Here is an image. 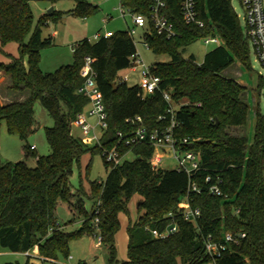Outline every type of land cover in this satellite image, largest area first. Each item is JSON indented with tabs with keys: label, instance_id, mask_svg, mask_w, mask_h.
<instances>
[{
	"label": "trees",
	"instance_id": "1",
	"mask_svg": "<svg viewBox=\"0 0 264 264\" xmlns=\"http://www.w3.org/2000/svg\"><path fill=\"white\" fill-rule=\"evenodd\" d=\"M35 1L0 0V48L12 42L19 55L7 64L0 63V72L8 78L9 90L27 93L21 102L0 104V123H5L10 135L25 140L34 124L33 105L39 102L53 120L51 128H44L50 153L34 157V168L27 167L24 161L0 162V250L30 254L36 248L42 261L66 258L71 241L83 234L94 237L92 220L98 201L100 245L108 246L109 264H264V92L263 113L257 106L248 145L246 137L227 132L228 128L245 127L248 104L245 88L223 72L234 61L251 70L249 46L230 0H196L202 28L183 23L178 0H165L163 15L176 35L166 39L150 27L144 36L153 54L168 56L167 62L150 67V73L159 79V90L146 98L141 97L138 86L116 82V74L127 68L136 52L126 31L95 42H77L71 64L43 73L39 51L53 46V38H43L40 26L47 21L56 23L60 14H44L32 29L30 4ZM119 1L123 8L143 16L148 15L151 5V0ZM96 11L97 7L88 0H73L72 10L65 14L85 18ZM206 36L217 37L220 45L207 52L200 64L192 56L182 57L186 46ZM85 58L92 60L93 79L106 114L107 128L101 145H114L115 133L131 130L134 125L126 119L135 116L149 131L164 129L167 123L157 117L166 109L161 93L167 92L175 108L176 137L196 140L184 147L199 155V170L192 178L175 169L153 170L149 160L154 149L142 143L119 148L121 154L129 151L132 160H123L115 167L104 162L109 167L108 174L102 182H90L88 194L82 189L71 192L68 179L73 165L84 154H100L96 146L88 148L71 135L76 116L88 107L87 98L77 92L84 81L81 71ZM263 84L258 76V96ZM23 150L24 158L33 156L30 147ZM206 177L209 183H204ZM217 180L221 196L207 190ZM188 182H194L200 193L188 194ZM134 196L140 198V204L136 221L127 225V260L118 262L114 249L118 216L127 213ZM186 196L189 207L199 211L195 224L180 216ZM82 197L93 201L88 215ZM59 204L82 215L78 230L67 232L56 223ZM168 214L174 216L176 232L164 239L152 238L148 229L162 232L171 223ZM225 233L244 237L228 245L218 258L209 259L205 239L222 242ZM25 264H29L28 260Z\"/></svg>",
	"mask_w": 264,
	"mask_h": 264
},
{
	"label": "rangeland",
	"instance_id": "2",
	"mask_svg": "<svg viewBox=\"0 0 264 264\" xmlns=\"http://www.w3.org/2000/svg\"><path fill=\"white\" fill-rule=\"evenodd\" d=\"M92 5L97 7L96 13L89 17H77L73 15L65 16L67 12L73 8L71 0H37L30 4L32 13V29L35 27L38 19L46 14L49 10L60 14V19L56 23L47 21L40 26L42 37L47 35L53 36V46L44 48L39 51V68L43 73H53L59 67L69 65L72 62V51L74 45L87 39L93 42L95 35L102 36L105 32H121L126 31L127 27L131 26V21L128 14L125 12L124 17L120 15L119 0H90ZM231 7L234 13L238 16L240 26L242 27L243 11L239 6L238 0H230ZM264 3V0H263ZM65 14V15H64ZM103 20H108L104 22ZM143 32L136 29L133 36V43L136 54L142 61L145 67H152L154 64L165 63L168 61L166 55H155L144 46L142 39ZM215 45H204L202 40H197L186 46L181 55L183 58L192 56L196 64L202 62L203 56L211 51ZM16 45L12 42L6 43L0 48V63L7 64L11 59H18ZM23 62L26 58L23 57ZM249 64L251 70L248 71L242 67L237 61L227 68L223 75L236 80L245 88V101L248 104V117L245 127L228 128L227 132L232 136H244L247 139L248 145L251 143L253 130V114L258 106V109L263 113V99L261 94L257 95L255 90L258 76L264 81V68L259 65L255 54L249 48ZM141 68H136L133 72L129 68L123 69L116 74V81L119 78L127 76V86H138L140 82ZM3 75V74H2ZM7 79V78H6ZM4 83L0 82L1 92L7 85V80ZM65 111V108L63 107ZM33 120L34 124L32 131L27 135L25 140H21L15 135H10L7 132L4 122L0 123V162L1 163H17L24 161L27 167H35V158L45 157L49 155L50 149L47 145L44 136V128H51L53 120L48 113L43 109L39 102L33 105ZM88 122H93L89 119ZM98 133V132H97ZM71 135L74 138L80 139L85 146L93 148L94 142L91 134L81 132L74 124L71 127ZM196 141V140H194ZM23 147H34L33 156L24 158ZM133 159L131 153L126 157V161ZM176 164L171 159V153L165 149L162 163L159 165L161 170H174ZM88 167V168H87ZM109 171V167L105 165L100 154H84L78 164H74L71 174L68 179L69 187L72 193L82 189L87 192L90 182H102L105 180ZM88 194V192L86 193ZM84 202V212L88 215L92 209L93 201L82 197ZM140 198L134 196L127 206V213H120L118 216L119 226L115 234V260L125 262L127 260V225L136 221L137 203ZM56 223L59 226H65V231H76L81 227L83 220L82 215L76 212L69 213L64 204H59L55 211ZM96 238L86 234L81 235L77 239L71 241L68 245L66 258L59 256L56 261H42L36 255V248L30 254H14L0 250V264L18 263L25 264L28 260L29 264H109V249L108 246L100 245L96 247ZM211 264V263H205Z\"/></svg>",
	"mask_w": 264,
	"mask_h": 264
},
{
	"label": "built area",
	"instance_id": "3",
	"mask_svg": "<svg viewBox=\"0 0 264 264\" xmlns=\"http://www.w3.org/2000/svg\"><path fill=\"white\" fill-rule=\"evenodd\" d=\"M90 1V0H88ZM239 6L243 11L242 15V29L246 37L249 48L255 54V57L259 65L264 68V3L263 0H238ZM179 12L181 19L186 25H195L202 28L203 21L199 19V13L197 10L196 0H178ZM165 8V0H151L149 12L147 16L135 14L120 6L119 12L122 17L126 12L131 21V26L127 27L126 34L133 40L136 29H140L144 46L147 45L144 41L145 34L149 33L150 27L155 30L158 35L163 36L166 39L173 38L176 33L173 30L172 25L167 21L163 15ZM238 18V16L236 15ZM104 22L108 20H103ZM112 32H105L102 36L95 35L93 42L100 38H109ZM204 45H220V41L217 37L206 36L201 38ZM92 60L90 58L84 59V66L81 71V76L84 77V81L81 87L77 90L79 94L87 98L88 107L87 110L78 114L73 124L85 134H91L93 137L94 145L100 150V155L103 161L110 167L119 165L125 157L130 153L121 154L120 147L133 148L138 144H148L154 149L152 157L149 160V165L153 170L159 169V165L162 163L165 149L171 153V159L175 161V170L177 172L184 173L188 179L192 178L194 174L199 170V155L190 150H184V147H190L194 140L187 138H178L175 135V129L177 122L174 118L175 108L171 98V95L167 92L161 93L163 101L166 104V109L163 114L157 117L160 122H166L167 126L164 129H156L153 131L147 130L142 126V122L139 116L126 119V122L134 125V127L126 132L117 131L115 133V144L111 147L101 145V137L105 132L106 114L102 103L101 94L98 91L93 79V72L91 70ZM140 67V82L139 89L141 97L146 98L152 96L159 90V79L150 73V67H145L142 64L139 56L135 54L129 60L127 68L130 71H134ZM127 76L119 78L116 82L118 84L125 83ZM93 119V122H88L89 119ZM98 132V133H97ZM31 150L34 147H30ZM209 177L204 179V183H209ZM220 181L217 180L214 184L208 186L207 190L214 196H221L219 188ZM187 193H200V188L194 182H188ZM99 205L97 201L95 205V216L92 220V227L94 228V238H96L97 245L100 244L101 237L98 231V214ZM180 210V216L186 222L195 224L199 217V211L197 209H191L188 204L187 196L182 202ZM168 220L171 221L162 232L148 229L150 235L154 239H164L174 234L177 230L176 224L173 222L174 216L168 214ZM244 237V234H238L233 236L229 233H225L222 236V242L215 243L210 237H207L204 241L205 254L213 260L218 258L222 252L226 250V247L230 244H236L240 239Z\"/></svg>",
	"mask_w": 264,
	"mask_h": 264
},
{
	"label": "crops",
	"instance_id": "4",
	"mask_svg": "<svg viewBox=\"0 0 264 264\" xmlns=\"http://www.w3.org/2000/svg\"><path fill=\"white\" fill-rule=\"evenodd\" d=\"M57 1H59V0H52L53 3L54 2H57ZM71 1L73 3V0H71ZM65 16H67V15H65ZM47 36H50V37L53 38V36H51V35H47ZM53 40H54V38H53ZM16 48H17V46H16ZM6 78L7 77L4 76V75H2V73L0 72V82H3L4 83V81H5ZM6 80H7V82H6L7 85H6L5 89L1 92L0 104H8V103H11L13 101H19V102L23 101L25 99L27 93L26 92L17 93V92H13V91L9 90V81H8V78ZM33 150H35V149H33ZM139 204H140V201H138L137 206ZM66 208L69 211V213H72L73 214V212H71L70 209L67 206H66ZM63 229L65 230L66 227L63 226ZM98 246L99 245L96 244V247H98Z\"/></svg>",
	"mask_w": 264,
	"mask_h": 264
},
{
	"label": "water",
	"instance_id": "5",
	"mask_svg": "<svg viewBox=\"0 0 264 264\" xmlns=\"http://www.w3.org/2000/svg\"><path fill=\"white\" fill-rule=\"evenodd\" d=\"M51 12H52V10H49V11L46 13V15L50 16V15H51ZM115 88H116V86L113 85V89H115Z\"/></svg>",
	"mask_w": 264,
	"mask_h": 264
}]
</instances>
